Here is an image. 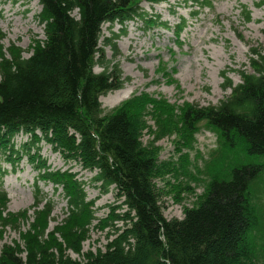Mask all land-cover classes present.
<instances>
[{
    "label": "trees",
    "instance_id": "trees-1",
    "mask_svg": "<svg viewBox=\"0 0 264 264\" xmlns=\"http://www.w3.org/2000/svg\"><path fill=\"white\" fill-rule=\"evenodd\" d=\"M38 1L45 38L33 40L31 54L25 56L16 44H0V232L11 228L20 234L2 247L0 264H264L263 201L252 192L264 172V49H251L252 72L241 70L240 83L227 76L229 69L222 70L231 93L217 105L176 106L140 92L106 113L101 96L125 82L115 57L116 40L128 23L140 21L146 31L171 29L179 39L188 19L181 16L171 25L141 5L169 0ZM179 1L194 17L212 6V0ZM242 11L244 20L251 21V10L244 6ZM106 23L121 25L120 32L105 39L112 59L101 46ZM95 66L103 70L97 72ZM149 116L156 130L145 144L144 131H152ZM201 124L218 138L210 164H205L209 180L193 206L184 208L183 218H167L153 180L188 172L190 159L185 153L179 166L161 161L157 142L177 134L178 150L192 149ZM20 134L29 138L18 145ZM41 142L66 162L93 172L91 183L101 195L113 188L121 203L109 205L110 214L98 218L96 200L86 192L88 182L70 170L52 168L41 155ZM25 156L38 169L34 216L28 209L7 211L9 197L3 189L8 170L2 161L15 169ZM40 181L53 183L67 202L65 218L53 229L55 201ZM93 229H108V242L104 249L84 252Z\"/></svg>",
    "mask_w": 264,
    "mask_h": 264
},
{
    "label": "rangeland",
    "instance_id": "rangeland-1",
    "mask_svg": "<svg viewBox=\"0 0 264 264\" xmlns=\"http://www.w3.org/2000/svg\"><path fill=\"white\" fill-rule=\"evenodd\" d=\"M180 2L169 0L160 4H149L146 1L141 3L145 10L161 14L162 20H168L171 25L178 23L181 16L185 17L188 19V26L177 39L171 29L158 27L146 31L140 21L128 23L127 32L121 33L116 40L119 54L115 57V62H119L123 71L125 82L120 89L101 96L104 112L111 111L125 99L140 92L162 97L176 106H181L184 102L200 106L217 105L231 93L230 87H224V77L221 74L223 69H229L227 76L234 84L242 81L241 70L252 72L249 63L251 49H264V0H212V6L203 8L195 17L191 9ZM244 6L252 12L249 22L243 17ZM40 11L38 0H0V31L4 34L3 39L0 37V44L6 48L16 44L23 49L25 56H29L33 40L45 38V24L41 20ZM120 31L121 25L117 23L112 27L108 23L103 25L101 46L108 59H112L114 53L111 45L105 44V39L111 37L113 32ZM94 70L100 72L103 68L95 66ZM165 70L175 79V83L169 81ZM147 124L152 131H144L142 139L145 144L150 142L152 132L156 130L152 117L147 118ZM201 127L195 135L192 149L178 150L180 143L177 134L165 136L157 142L161 161L173 160L179 166L184 161L181 157L185 153L189 154L190 159L188 172L181 170L163 179L153 180L167 218H183L184 208L193 206L209 180L210 171L205 164H210L214 149L218 147V138L203 124ZM28 138L27 135L20 134L16 137V143L22 144ZM40 146L41 155L47 158L52 168L70 170L88 182L86 192L89 200H96L98 218H105L110 214L109 205L116 207L121 203L122 200L117 199L113 188L108 194L101 195L100 190L91 183L93 172L82 169L75 162H66L47 143L41 142ZM34 163L25 156L16 163L14 169L11 163L2 161V167L8 170L3 184L9 196L7 211L17 213L28 209V215L34 216L33 184L38 175ZM188 182L190 189L186 188ZM39 184L55 201L52 213L54 220L49 224V228L53 229L65 218L67 202L60 194L61 191L55 193L53 183L40 181ZM252 192L256 197L262 198L264 210V172L253 185ZM26 228L23 226L22 229ZM107 231L108 229H93L83 244L84 252L104 249L108 242ZM19 235L18 231L11 228L5 229L4 233L0 232V251L5 244L19 240ZM71 256L78 257L74 253Z\"/></svg>",
    "mask_w": 264,
    "mask_h": 264
}]
</instances>
